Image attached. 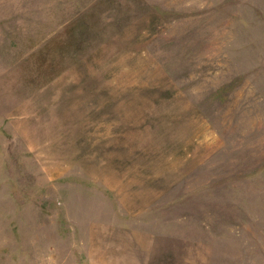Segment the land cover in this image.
<instances>
[{
    "label": "rangeland",
    "instance_id": "obj_1",
    "mask_svg": "<svg viewBox=\"0 0 264 264\" xmlns=\"http://www.w3.org/2000/svg\"><path fill=\"white\" fill-rule=\"evenodd\" d=\"M0 264H264V0H0Z\"/></svg>",
    "mask_w": 264,
    "mask_h": 264
}]
</instances>
